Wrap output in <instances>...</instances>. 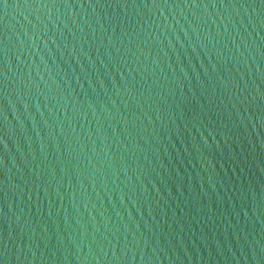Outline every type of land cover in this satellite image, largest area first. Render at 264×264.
I'll list each match as a JSON object with an SVG mask.
<instances>
[{"label":"water","instance_id":"95a60500","mask_svg":"<svg viewBox=\"0 0 264 264\" xmlns=\"http://www.w3.org/2000/svg\"><path fill=\"white\" fill-rule=\"evenodd\" d=\"M0 264H264V0H0Z\"/></svg>","mask_w":264,"mask_h":264}]
</instances>
